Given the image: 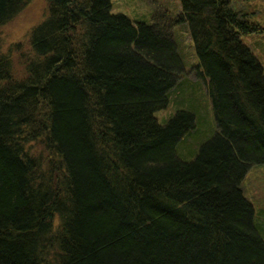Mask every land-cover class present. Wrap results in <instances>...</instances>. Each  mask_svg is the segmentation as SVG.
I'll return each instance as SVG.
<instances>
[{
	"label": "trees",
	"instance_id": "obj_1",
	"mask_svg": "<svg viewBox=\"0 0 264 264\" xmlns=\"http://www.w3.org/2000/svg\"><path fill=\"white\" fill-rule=\"evenodd\" d=\"M29 1L0 0V26ZM46 1L24 77L0 54V264H264L242 188L264 166V68L242 36L264 28L233 0L136 24L112 0ZM184 22L217 126L198 150L191 112L155 116L184 72Z\"/></svg>",
	"mask_w": 264,
	"mask_h": 264
},
{
	"label": "rangeland",
	"instance_id": "obj_2",
	"mask_svg": "<svg viewBox=\"0 0 264 264\" xmlns=\"http://www.w3.org/2000/svg\"><path fill=\"white\" fill-rule=\"evenodd\" d=\"M111 2L112 13H122L134 24L150 23L151 15L158 7L169 9L173 17L180 16L182 12L179 0H112ZM232 5L237 9L244 8L248 13V19L264 28V0H233ZM47 17V1L30 0L11 21L0 26V54L8 56L11 60V71L15 79L24 77L27 62L31 57L32 31ZM173 36L184 64V72L179 84L169 96L167 107L157 111L155 116L160 123H166L179 111L191 112L195 116V128L189 143L193 148L197 145L196 150H198L200 145L213 138L217 132L213 107L207 94L205 80L196 74L198 58L187 24L184 22L176 25ZM242 41L264 68V32L245 34L242 36ZM40 150H42L40 145L36 142L32 143L33 152ZM191 152L192 149L188 145L178 151L180 157L186 160L192 159ZM242 188L243 195L252 204L255 214L264 215L263 165L252 166L247 171ZM261 220L264 222L262 218Z\"/></svg>",
	"mask_w": 264,
	"mask_h": 264
}]
</instances>
